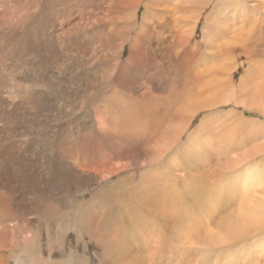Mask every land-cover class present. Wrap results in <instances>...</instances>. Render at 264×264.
Here are the masks:
<instances>
[{
    "label": "bare ground",
    "instance_id": "6f19581e",
    "mask_svg": "<svg viewBox=\"0 0 264 264\" xmlns=\"http://www.w3.org/2000/svg\"><path fill=\"white\" fill-rule=\"evenodd\" d=\"M241 108L264 114V0H0V264H65L43 235L78 231L67 167L107 194L80 223L108 264L264 252V122Z\"/></svg>",
    "mask_w": 264,
    "mask_h": 264
},
{
    "label": "rangeland",
    "instance_id": "374dc122",
    "mask_svg": "<svg viewBox=\"0 0 264 264\" xmlns=\"http://www.w3.org/2000/svg\"><path fill=\"white\" fill-rule=\"evenodd\" d=\"M200 32H201V30H200V27H199V28H197V34H200ZM123 52H124V55H126L127 54V48H125V50ZM235 78L238 81L239 75H236ZM77 93H78V95H81V90L79 89V87L77 88ZM4 96L8 97V95H4ZM255 111L256 110H251L249 108H241L240 109V112L245 117H249V118L256 119L258 121L264 122V114L261 113V112H258V111L255 112ZM78 116H82V118H83L84 114L83 115H78ZM71 117H73V115ZM68 118L69 119H64L63 120V126H62L63 130H64L63 133L65 135H67V137L70 140L71 139L73 140L75 137L78 136V134H77L78 132L75 134V132H74L75 130H73L75 128L76 131H77V126H78V120L77 119L78 118H74V117L72 119L70 117H68ZM199 119H200V116H198L196 118V121H198ZM72 123H74V124H72ZM78 130H79V128H78ZM262 142H264V139H260L258 141L253 139V143L251 145H258V144H260ZM65 173H66V175H64L65 176V180L63 182V192H62L63 194L60 196L61 199H62V202H63V204H62V212L64 213V222H65V225L67 226V225L71 224L73 219H75V224L77 225L78 231H77V233L73 229L71 231V229H69V227L67 226V228L65 230V235H63L62 241L60 243V241L57 238L58 234L56 232L57 231L56 225H54L53 223L52 224L51 223L48 224V226H47V228H46V230L44 232L45 234L43 236L45 237L47 235V238L50 241V246H49L50 250H51L50 251L51 252L50 253V255H51L50 257H53V258H56V259H62L65 262V264L66 263L67 264H74V262H75V264H85V263L86 264H108L107 263V259L104 258L103 249H101V247L97 243L94 244L93 242H90L87 239V237L83 234V229H82V226H81V223H80V221L84 220L85 218H90L88 216H93L92 218L95 217L94 219H96L97 216H98V219L100 217H102L100 210H101V206H103L105 204V202H106L105 200H107L106 199V195L107 194L104 195L105 193H103V196H101L100 194L97 193L98 191H94V190L93 191H89V189L86 186H82V184L84 182L86 183V181L88 180V176L89 175H87V174H86L87 176L81 175V174L80 175H76L75 173H73L70 170H68V167L66 168ZM82 181H84V182H82ZM78 183L79 184L82 183V184L79 185ZM80 190H81V192H80ZM50 203L53 205L54 204V199L51 198ZM100 204H101V206H99ZM90 210H91V212H90ZM97 211L99 212V214H98ZM65 213H67V214H65ZM91 213H92V215H91ZM95 221H97V219ZM110 222H111V218H110V220H108V223H110ZM53 234H54V236H53ZM51 241L53 243H51ZM82 242L85 245H83ZM63 243H65V245H63ZM66 243H68V245ZM54 244H55L56 250L59 249L58 251H54V249H55L54 248ZM69 245H70V247H69ZM93 246L94 247L97 246V247L94 248ZM237 247H235V248L232 247L234 249L231 248L232 250H230L228 252V253L231 254V256L228 257L227 261H225L223 259V262L230 263L231 261H233V259H238V260H242L244 262L248 261V262H246L244 264H250L249 263V259L253 258L255 256L256 257L257 256L258 257L262 256V259L264 260V252H261V250L258 249L255 245L246 243V244H241L240 247H238V248ZM258 250H260V252ZM54 252H55V254H54ZM72 252H77V254H78L75 258L73 257L74 259H72ZM203 256H204L205 260H208L211 255H209V256L203 255ZM203 256H201V258H198L199 262H201V259H202ZM84 258H86V259L84 260ZM229 258H231V259H229ZM71 259H72V261H71ZM206 262H209V261H206ZM206 262H204L203 264H212L210 262L209 263H206Z\"/></svg>",
    "mask_w": 264,
    "mask_h": 264
}]
</instances>
